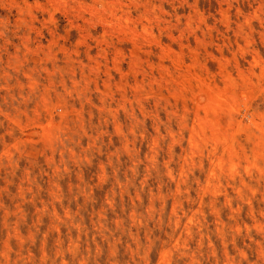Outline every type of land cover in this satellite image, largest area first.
<instances>
[{"label": "rangeland", "instance_id": "374dc122", "mask_svg": "<svg viewBox=\"0 0 264 264\" xmlns=\"http://www.w3.org/2000/svg\"><path fill=\"white\" fill-rule=\"evenodd\" d=\"M0 264H264V0H0Z\"/></svg>", "mask_w": 264, "mask_h": 264}]
</instances>
